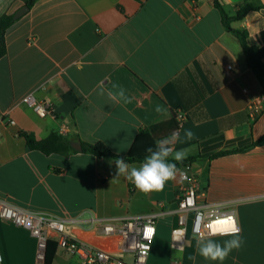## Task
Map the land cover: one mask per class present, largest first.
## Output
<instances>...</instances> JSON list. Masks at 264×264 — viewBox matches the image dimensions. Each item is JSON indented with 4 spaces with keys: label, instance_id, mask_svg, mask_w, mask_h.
<instances>
[{
    "label": "crops",
    "instance_id": "crops-1",
    "mask_svg": "<svg viewBox=\"0 0 264 264\" xmlns=\"http://www.w3.org/2000/svg\"><path fill=\"white\" fill-rule=\"evenodd\" d=\"M26 1L0 0V20ZM214 2L38 0L30 7L8 29L7 53L0 59V111L16 122L3 127L0 137V200L64 219L72 238L107 250L115 249L117 239L105 237L94 220L158 213L147 264H220L198 254L200 237L191 232L183 252L170 247L176 194L184 185L180 172L163 190L144 194L116 177L114 161L76 150L45 155L30 150L21 135L41 140L56 132L125 155L142 129L171 135L180 110L186 120L177 132L182 140L189 129L195 137L174 147L186 149L187 158L203 156L191 163L200 201L230 202L237 214L243 245L223 264H264V144L207 157L264 137L262 86ZM220 4L229 17L251 6L231 26L246 31L252 45L264 46V0ZM113 84L126 90L130 103L109 99ZM30 93L52 104L57 117H40L19 104ZM256 98H263L262 111L252 119L248 107ZM211 238L222 244L231 237ZM0 254V264H41L29 231L1 219ZM52 264L79 260L57 249Z\"/></svg>",
    "mask_w": 264,
    "mask_h": 264
},
{
    "label": "built area",
    "instance_id": "built-area-1",
    "mask_svg": "<svg viewBox=\"0 0 264 264\" xmlns=\"http://www.w3.org/2000/svg\"><path fill=\"white\" fill-rule=\"evenodd\" d=\"M215 1V0H214ZM219 2L225 0H217ZM232 67H228L231 71ZM263 98H256L249 105L250 117L256 119L262 111ZM34 110L40 117L56 118V110L48 102H40L34 93L26 95L20 103ZM176 120L181 128L186 120L184 112H176ZM16 122L0 111V137L2 128ZM184 180L183 187L176 194L177 225L171 232L170 247L183 252L187 236H208L209 233H228L233 224L238 225L237 214L230 202H201L197 177L191 171V164L179 170ZM158 213L126 218L96 219L94 224L101 226L105 237H115L114 250L100 248L94 244L72 238L66 232V221L48 214L25 210L5 200H0V219L20 226L31 234L38 243V261L46 258L49 242L57 248L78 258L79 264H147L148 257L156 238ZM240 227V226H239ZM2 257L0 254V263ZM170 264H181L173 259Z\"/></svg>",
    "mask_w": 264,
    "mask_h": 264
},
{
    "label": "trees",
    "instance_id": "trees-1",
    "mask_svg": "<svg viewBox=\"0 0 264 264\" xmlns=\"http://www.w3.org/2000/svg\"><path fill=\"white\" fill-rule=\"evenodd\" d=\"M37 1L38 0H27L25 5L32 7ZM214 3L215 7L221 13L224 27L230 34L238 39L240 45L242 46L246 55L247 64L258 78L262 86L264 96V46L252 45L249 41V35L246 31L236 30L231 26L234 21L242 20L246 16L247 12L252 9V7L248 5L242 6L235 16L229 17L219 1L215 0ZM13 17L14 14L6 15L0 20V59L7 53L6 33L8 29L15 23ZM172 127L173 131H177L180 129L176 120V112L174 113ZM21 135L26 139L27 146L30 150H36L42 152L45 155L58 154L66 156L70 153L76 152L70 145V139L56 132H52L48 137L41 140L37 139L32 133H21ZM170 136L171 135L164 138H168ZM164 138L158 137L157 135L155 136L147 129H142L135 139L134 143L132 144L130 150L125 155L114 153L110 148H108L104 143L101 142L95 144L81 142V144L83 146V153L91 154L98 158L106 159L109 161H115V159L117 158H123L126 162L131 164L141 163L144 157L149 155L146 149L152 147L155 150L156 143ZM262 144H264V137L246 148L223 151L208 155L207 157L213 159L232 153L244 152L251 149L252 147ZM202 157L203 156L201 155H197L188 157L183 162H172L177 163V167L180 170L185 165L191 164ZM57 249V244L55 242H49L46 251V258L44 263L42 264H52Z\"/></svg>",
    "mask_w": 264,
    "mask_h": 264
},
{
    "label": "clouds",
    "instance_id": "clouds-1",
    "mask_svg": "<svg viewBox=\"0 0 264 264\" xmlns=\"http://www.w3.org/2000/svg\"><path fill=\"white\" fill-rule=\"evenodd\" d=\"M113 90L107 91L109 99L116 102L128 104L131 99L126 95V90L118 84L112 85ZM100 95H104L103 87L100 88ZM160 111L159 108L156 109ZM195 134L192 130H185L184 139L180 133L173 131L170 137L159 140L156 143L155 150L152 147L146 149L149 155L145 156L139 166H133L123 158L115 159L116 177H124L127 181L135 185V188L144 194L163 190L165 184L175 179L179 169L177 163L187 159L186 149L176 150L174 145L177 142L184 143L185 140L194 139ZM241 229L235 225L228 233H209L207 237L200 236L196 242L198 254L205 260L220 262L227 259L234 250H239L243 245L240 236ZM215 235L229 236L231 238L224 240L221 244L211 237Z\"/></svg>",
    "mask_w": 264,
    "mask_h": 264
},
{
    "label": "water",
    "instance_id": "water-1",
    "mask_svg": "<svg viewBox=\"0 0 264 264\" xmlns=\"http://www.w3.org/2000/svg\"><path fill=\"white\" fill-rule=\"evenodd\" d=\"M30 11V7L28 5L23 6L22 8H20L15 14H14V21L19 20L21 17H23L26 13H28ZM71 147L76 150V151H83V146L80 142H74L71 141L70 142Z\"/></svg>",
    "mask_w": 264,
    "mask_h": 264
},
{
    "label": "snow or ice",
    "instance_id": "snow-or-ice-1",
    "mask_svg": "<svg viewBox=\"0 0 264 264\" xmlns=\"http://www.w3.org/2000/svg\"><path fill=\"white\" fill-rule=\"evenodd\" d=\"M234 227H235V225L233 224L232 228H234Z\"/></svg>",
    "mask_w": 264,
    "mask_h": 264
}]
</instances>
